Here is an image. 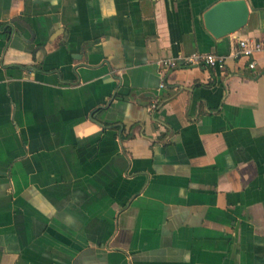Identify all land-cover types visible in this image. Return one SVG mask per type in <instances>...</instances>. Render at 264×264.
Wrapping results in <instances>:
<instances>
[{"label":"crops","instance_id":"crops-1","mask_svg":"<svg viewBox=\"0 0 264 264\" xmlns=\"http://www.w3.org/2000/svg\"><path fill=\"white\" fill-rule=\"evenodd\" d=\"M221 1L0 0V264H264V0Z\"/></svg>","mask_w":264,"mask_h":264},{"label":"water","instance_id":"water-1","mask_svg":"<svg viewBox=\"0 0 264 264\" xmlns=\"http://www.w3.org/2000/svg\"><path fill=\"white\" fill-rule=\"evenodd\" d=\"M250 16L245 0H224L205 13L206 27L216 37H223L243 29Z\"/></svg>","mask_w":264,"mask_h":264},{"label":"built area","instance_id":"built-area-1","mask_svg":"<svg viewBox=\"0 0 264 264\" xmlns=\"http://www.w3.org/2000/svg\"><path fill=\"white\" fill-rule=\"evenodd\" d=\"M264 49V44L261 41H258L255 38H240L239 39V47L235 56H254L255 53L262 51ZM186 63L197 66V65H209L212 67H223L225 63V57L217 56L214 53H204V52H194L184 57H181ZM180 59V60H181ZM160 63L164 66L165 70L170 67L176 66L178 64L177 59H164L160 61ZM251 67H255L256 64L254 61L250 63ZM162 87H165V83L161 84ZM155 107V105H154Z\"/></svg>","mask_w":264,"mask_h":264}]
</instances>
